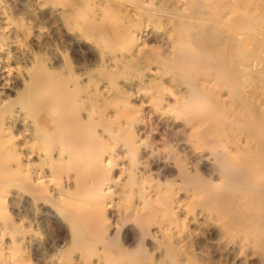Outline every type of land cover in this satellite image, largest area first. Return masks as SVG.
<instances>
[{"label": "bare ground", "instance_id": "1", "mask_svg": "<svg viewBox=\"0 0 264 264\" xmlns=\"http://www.w3.org/2000/svg\"><path fill=\"white\" fill-rule=\"evenodd\" d=\"M0 264H264V0H0Z\"/></svg>", "mask_w": 264, "mask_h": 264}, {"label": "rangeland", "instance_id": "2", "mask_svg": "<svg viewBox=\"0 0 264 264\" xmlns=\"http://www.w3.org/2000/svg\"><path fill=\"white\" fill-rule=\"evenodd\" d=\"M112 3H114L115 6L116 5H118V6L121 5V7L124 6L122 4H118L117 2H112ZM148 16L149 15H147V14H144L143 17L141 16V17H131V18H128V17H125V16H117L116 18H114L112 20L109 19V18L108 19L105 18L104 21L107 24H110L111 26H112V24L115 25L114 28H110V29H108L106 31V33L103 32V34H99V35H96V36L89 35V34H87L88 35L87 36L85 33H81L80 34V43H79V48H81V50L83 52L82 56H81V61L84 63L85 62V58L87 56H89V58H91L93 61H95L99 65L100 56L102 55L101 53H103V52L107 53V52H111L113 50H116V51L120 52L119 50H127L128 48H130L129 45H128V42H127V37L124 36V32L126 31V29L128 27H131L133 24H137L138 20L142 21L143 24H149L150 23L149 24V28H150L149 29V34L150 35L148 36L149 38L147 37L148 39H147V44H146L147 46L148 45L149 46L147 47L145 45L144 48H151V47L157 48L158 43L161 40V39L159 40V38H158L159 36H161V38L163 39L164 42L168 41L167 43H169V40H168L169 37L166 35V34H169L168 31L166 29H164V28H163V30H157L155 25H154V24L157 25V21H159L161 19L163 21H165L166 19L164 17H161L158 14L155 15L156 17L155 16H153V17L149 16L148 17ZM165 25H167V24L165 23ZM168 27H169L168 29H171V26L168 25ZM150 30H151V32H150ZM153 30H154V32H153ZM86 36H87V38H86ZM102 36H103V38H102ZM120 36H123L124 38L120 37ZM69 39H71V36L66 33L65 34V43H64L65 48H67V47L73 48V46L71 44L73 41H71ZM124 42H126V43H124ZM166 42L164 43L165 46L163 48H168L169 45ZM67 43L69 44V46H68ZM122 43H124V45ZM104 44H105V46H104ZM107 47L108 48L111 47L112 49L109 50ZM237 50H239V48H237ZM119 79L121 81L125 80L124 77H119ZM144 101H145V103L147 102L146 105L150 104V99H149L148 96L144 97ZM137 103H139V102H137Z\"/></svg>", "mask_w": 264, "mask_h": 264}]
</instances>
